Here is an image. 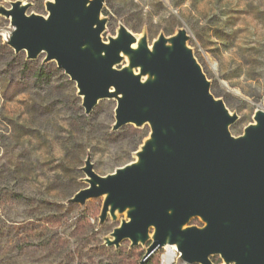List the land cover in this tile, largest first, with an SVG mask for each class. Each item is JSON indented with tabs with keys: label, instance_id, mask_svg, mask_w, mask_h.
Here are the masks:
<instances>
[{
	"label": "water",
	"instance_id": "water-1",
	"mask_svg": "<svg viewBox=\"0 0 264 264\" xmlns=\"http://www.w3.org/2000/svg\"><path fill=\"white\" fill-rule=\"evenodd\" d=\"M30 1L0 6L9 22L3 44L27 62L44 55L43 65L55 63L86 116L114 101L112 133L149 128L135 160L106 176L87 151V186L64 205L83 212L101 199L97 229L119 221L103 246L142 247L139 264L166 248L176 251L175 264H264V108L234 137L239 117L212 94L184 29L149 45L145 31L120 23L104 40L107 0H47L46 16L27 14Z\"/></svg>",
	"mask_w": 264,
	"mask_h": 264
},
{
	"label": "rangeland",
	"instance_id": "rangeland-1",
	"mask_svg": "<svg viewBox=\"0 0 264 264\" xmlns=\"http://www.w3.org/2000/svg\"><path fill=\"white\" fill-rule=\"evenodd\" d=\"M46 1H30L27 14L46 16ZM104 12V40L120 23L145 31L149 45L184 29L212 94L239 117L234 137L264 108V0H107ZM8 27L0 17V264H139L142 247L103 246L119 221L97 229L101 199L83 212L64 203L87 186L80 171L87 151L95 173L106 176L135 160L149 128L112 133L114 101L86 116L75 84L55 63L43 65L44 55L27 62L3 44ZM166 253L150 264H165Z\"/></svg>",
	"mask_w": 264,
	"mask_h": 264
},
{
	"label": "bare ground",
	"instance_id": "bare-ground-1",
	"mask_svg": "<svg viewBox=\"0 0 264 264\" xmlns=\"http://www.w3.org/2000/svg\"><path fill=\"white\" fill-rule=\"evenodd\" d=\"M175 259V253L171 248L167 249V253L165 255V261L167 262V264H172L174 262Z\"/></svg>",
	"mask_w": 264,
	"mask_h": 264
},
{
	"label": "trees",
	"instance_id": "trees-1",
	"mask_svg": "<svg viewBox=\"0 0 264 264\" xmlns=\"http://www.w3.org/2000/svg\"><path fill=\"white\" fill-rule=\"evenodd\" d=\"M103 15H105V12H104V10H103ZM130 127V126H129ZM136 130V129H135ZM96 207L94 206V207H92V209L94 210ZM192 224H195V225H197L198 224V222L197 221H193V223ZM151 261V260H150ZM150 261H148L147 262V264H150ZM214 262H216L217 264H219L220 263V261L218 260V259H216V260H214Z\"/></svg>",
	"mask_w": 264,
	"mask_h": 264
},
{
	"label": "built area",
	"instance_id": "built-area-1",
	"mask_svg": "<svg viewBox=\"0 0 264 264\" xmlns=\"http://www.w3.org/2000/svg\"><path fill=\"white\" fill-rule=\"evenodd\" d=\"M166 249H168V248H166ZM171 249L174 251V253H175V259H176V258H177V253H176V251H175L173 248H171ZM175 259H174V262H175ZM164 261H165V258H164ZM174 262H173V263H174ZM173 263H172V264H173ZM165 264H167L166 261H165Z\"/></svg>",
	"mask_w": 264,
	"mask_h": 264
},
{
	"label": "flooded vegetation",
	"instance_id": "flooded-vegetation-1",
	"mask_svg": "<svg viewBox=\"0 0 264 264\" xmlns=\"http://www.w3.org/2000/svg\"><path fill=\"white\" fill-rule=\"evenodd\" d=\"M193 225H195V224H193ZM197 225H198V226H201V224H199V223H198ZM216 259H218V258H213L212 261L214 262V260H216ZM218 260H219V259H218ZM219 261H220V260H219ZM214 263L217 264L216 262H214Z\"/></svg>",
	"mask_w": 264,
	"mask_h": 264
}]
</instances>
